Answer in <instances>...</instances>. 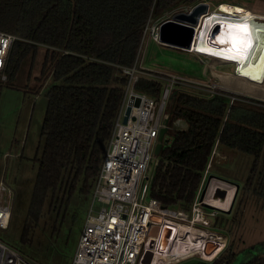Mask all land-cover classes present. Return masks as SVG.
Returning a JSON list of instances; mask_svg holds the SVG:
<instances>
[{
  "label": "trees",
  "instance_id": "trees-1",
  "mask_svg": "<svg viewBox=\"0 0 264 264\" xmlns=\"http://www.w3.org/2000/svg\"><path fill=\"white\" fill-rule=\"evenodd\" d=\"M197 1L0 0V30L17 37L3 69L6 78L0 74V88L39 44L47 48L39 82L48 75L55 81L48 90L44 144L35 158L38 169L23 242H32L43 210L57 218L76 192H92L125 95L127 76L121 67L135 62L148 18ZM135 88L157 96L161 83L142 78ZM170 98L166 124L173 131L159 149L150 196L168 208L189 211L216 143L253 156L250 183L258 163L264 166V105L241 97L230 102L226 93L209 96L177 89ZM179 120L181 126L175 128ZM260 189L264 196V176ZM238 254L228 251L213 261L181 264H231ZM242 255L240 264H264V242Z\"/></svg>",
  "mask_w": 264,
  "mask_h": 264
},
{
  "label": "rangeland",
  "instance_id": "rangeland-1",
  "mask_svg": "<svg viewBox=\"0 0 264 264\" xmlns=\"http://www.w3.org/2000/svg\"><path fill=\"white\" fill-rule=\"evenodd\" d=\"M221 1L238 5L240 8L264 12V0H202L209 4V10L216 8ZM167 15L168 12L165 13V16ZM163 16L164 14L158 18L153 17L152 20H160ZM145 43L146 49L142 60L144 66L194 80L214 81L229 89V93L241 99L248 98L251 104L264 105V82L256 83L248 79L244 80L245 78L237 81L234 62L206 57L196 51L158 44L151 39L146 40ZM46 51L45 45H37L21 61L14 77L0 88V181L9 187L12 198L11 220L7 228H0V239L15 248L31 264H71L92 202V192L89 194L76 192L70 197L66 210L57 218L54 214L43 210L33 230L32 242L21 240L31 192L37 176L38 164L35 158L41 154L44 144L41 128L48 101V90L55 83L52 75H48L45 81L39 82ZM37 85L40 86L39 89H36ZM181 88L177 90L197 93L189 87ZM171 101L172 99L169 98L166 105L167 115L170 113ZM226 109H229L228 103ZM181 123L180 120L177 121L174 127H180ZM172 131L173 128L167 126L154 142V150L151 152L147 170L149 177L152 176L159 158V149L171 137ZM252 167L251 154L216 143L200 194L206 185L204 195H207L206 199H212V195H208L212 188H207L210 179L209 186L219 184L221 188L225 187V196L214 198L218 203L224 204L225 209L202 205V214L214 212L215 215L207 216L208 225L194 224L208 230L209 238L222 242V249L212 258H205L200 252H195L168 264H181L193 260L213 261L224 251H244L264 242V196L260 189L264 166L262 161L258 163L249 183ZM209 175L214 176L209 177ZM229 201L231 203L226 205ZM101 204L94 200L93 209H98ZM170 208L179 210L177 207ZM187 212L189 214V211ZM196 217L199 219L200 215L197 214ZM183 222L192 223L186 220ZM224 244L226 245L223 247Z\"/></svg>",
  "mask_w": 264,
  "mask_h": 264
},
{
  "label": "built area",
  "instance_id": "built-area-1",
  "mask_svg": "<svg viewBox=\"0 0 264 264\" xmlns=\"http://www.w3.org/2000/svg\"><path fill=\"white\" fill-rule=\"evenodd\" d=\"M200 4H204L208 11L206 14L202 13L201 17L206 18L214 12L222 16H230L222 13L220 8L222 2L217 4L216 8L209 10V4L202 0L171 10L167 16L164 13L163 18L157 21L152 20L150 16L143 30L135 62L131 66L121 67V74L127 76L124 99L92 188V202L71 264H146L143 260L147 251L152 252L148 263L151 264L155 245L152 230L156 225L160 226L155 217H167L170 220L185 219L192 221L193 224L208 225L207 216L215 215L214 212L201 213L203 203L200 199V190L202 185L188 214L187 211L173 210L163 206L159 200L151 197L149 190L152 176L147 175L154 142L167 125L166 105L175 89L189 87L198 94L209 96L226 93L230 97V102L238 98L217 82L194 80L176 73H164L143 64L146 40L151 39L158 44L161 43L160 24L173 18L177 11L188 12ZM198 27L195 25L196 30ZM16 38L14 34L0 30V74L3 80L6 78L3 69L8 52ZM203 55L213 58L210 55ZM142 78L159 81L161 83L159 95L136 90L135 84ZM131 95L138 97L139 103L131 106L128 118L123 122L124 109ZM206 172L207 170L205 177ZM94 200L102 203L96 210L93 209ZM11 201L9 187L0 181V228L9 226ZM197 214H200V217L195 220ZM171 225L169 222L163 224L160 228L161 232H164L165 228H170ZM23 263L31 264L15 248L0 239V264Z\"/></svg>",
  "mask_w": 264,
  "mask_h": 264
},
{
  "label": "bare ground",
  "instance_id": "bare-ground-1",
  "mask_svg": "<svg viewBox=\"0 0 264 264\" xmlns=\"http://www.w3.org/2000/svg\"><path fill=\"white\" fill-rule=\"evenodd\" d=\"M205 7L206 6H204V8ZM220 8L228 12L238 11L239 16L229 17L222 16L215 12L212 13L209 17L205 18L204 25L199 34L196 30V37L190 50L213 56V58H221L225 61L233 62V60H236L235 75L242 76L253 82L256 81V83L264 82V13H258L248 8H240L238 5L228 3H222ZM194 15L196 14L194 13ZM202 19H204V16L201 17V22ZM244 23L249 26V32L251 33L254 47L252 50H249L247 59H229L228 57L237 54V46L241 49L243 48V45L238 42L235 30L230 29L229 25ZM216 24H219L221 28L215 31ZM225 37L227 38V43H220V40ZM244 38L246 39V37ZM209 49L211 51H208ZM213 53H222V55H215ZM210 180L208 182L209 185ZM209 185L207 188L211 187L212 189L209 190L210 194L208 195H212V199L208 200L205 197L207 195H204L201 199L202 202L204 201L217 208L225 209L224 204H220L214 199L217 196L221 197L220 194L214 191L215 187L220 185L215 184L213 187ZM230 203L229 201L226 205ZM196 216L197 215H195V219ZM182 220H170L167 217H158L157 221L160 223V226L158 225V232L152 234L155 236V245L153 246L154 250L151 264H168L170 261H178L195 252H200L205 258H212L221 249V241V243L218 242V245L212 250H210L211 245L205 246V242L209 238L208 230L197 227L190 222H183ZM196 220H198V218ZM166 222L172 225L169 228V234L164 236V233L161 235L163 231L161 232L160 228L163 224H166Z\"/></svg>",
  "mask_w": 264,
  "mask_h": 264
},
{
  "label": "water",
  "instance_id": "water-1",
  "mask_svg": "<svg viewBox=\"0 0 264 264\" xmlns=\"http://www.w3.org/2000/svg\"><path fill=\"white\" fill-rule=\"evenodd\" d=\"M203 6H204V4L197 5L191 11H188V12L177 11V12H175L173 18L163 21L159 27V39H160L161 43L165 44V45H169V46L178 47V48L181 47V48H185V49H190L192 47V44H193L194 39L196 37L195 25L199 26V29L197 30V32L199 34L201 29H202V26L204 25V20H205V18H204V19H202V22H201V14L202 13L203 14L208 13L206 7L204 8ZM221 11L224 14L230 15L231 17L232 16L233 17L239 16L238 11H236V12L235 11L234 12H228L225 10H221ZM194 13L196 15H194ZM209 16H207V17H209ZM219 28H221V26L219 24H216L215 31H216V29H219ZM253 47H254V43H253ZM253 47L250 50H252ZM233 62H234V64H236V60H233ZM138 103H139V98L131 95L130 98L128 99V102H127L125 109H124V115L122 117L123 122H125L127 120L128 115H129L130 110H131V106L133 104L138 105ZM163 129H162V131H163ZM211 176H214V175H209V177H211ZM218 178H220V177H218ZM206 184H207V182H206ZM205 188H206V185L200 194V199H202V196L204 195ZM214 191H216L218 194H220L222 198L226 194V188L225 187L221 188L220 186H216ZM202 203L206 207L217 208V207L210 205L204 201ZM218 209H220V208H218ZM155 219L157 220L158 217H155ZM157 232H158V226L156 225L153 228L152 233L155 234ZM163 233H164V236L169 234V228H165V230H164V232H162V234ZM218 242H219L218 240L208 238V240H206V242H205L206 243L205 246L211 245L210 250H212L216 247V245H218ZM210 250H208V251H210ZM151 255H152V252L147 251L145 259L143 260V262L148 264L150 262ZM241 259H242V253H239L235 257V259L233 260V262L231 264H240Z\"/></svg>",
  "mask_w": 264,
  "mask_h": 264
},
{
  "label": "snow or ice",
  "instance_id": "snow-or-ice-1",
  "mask_svg": "<svg viewBox=\"0 0 264 264\" xmlns=\"http://www.w3.org/2000/svg\"><path fill=\"white\" fill-rule=\"evenodd\" d=\"M230 29H234L237 34V39L239 44L243 45L241 49L239 46L236 47V55L228 57L229 59H247L249 55V50L253 47V39L251 33L249 32V26L244 24L229 25ZM246 37V39L244 38ZM220 43H227V38H222ZM208 51H211L210 49ZM215 55H222V53H213Z\"/></svg>",
  "mask_w": 264,
  "mask_h": 264
},
{
  "label": "crops",
  "instance_id": "crops-1",
  "mask_svg": "<svg viewBox=\"0 0 264 264\" xmlns=\"http://www.w3.org/2000/svg\"><path fill=\"white\" fill-rule=\"evenodd\" d=\"M219 4V3H218ZM255 12H258V13H264V12H261V11H255ZM235 67V66H234ZM235 73V72H234ZM237 81H242V79H244V78H242V76H238L237 77ZM244 80H246V79H244ZM256 82V81H255Z\"/></svg>",
  "mask_w": 264,
  "mask_h": 264
},
{
  "label": "flooded vegetation",
  "instance_id": "flooded-vegetation-1",
  "mask_svg": "<svg viewBox=\"0 0 264 264\" xmlns=\"http://www.w3.org/2000/svg\"><path fill=\"white\" fill-rule=\"evenodd\" d=\"M225 245H226V244H224L223 247H224ZM221 249H222V248H221ZM221 249H220V250H221ZM220 250H219V251H220ZM219 251H218V252H219ZM222 251H223V250H222ZM218 252H217V253H218ZM224 252H225V251H224ZM237 253H242V251H239V252H237ZM242 256H243V255H242Z\"/></svg>",
  "mask_w": 264,
  "mask_h": 264
}]
</instances>
